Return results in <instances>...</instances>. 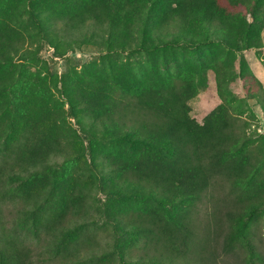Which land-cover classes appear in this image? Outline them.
I'll use <instances>...</instances> for the list:
<instances>
[{"label":"trees","instance_id":"trees-1","mask_svg":"<svg viewBox=\"0 0 264 264\" xmlns=\"http://www.w3.org/2000/svg\"><path fill=\"white\" fill-rule=\"evenodd\" d=\"M27 1L38 37L59 54L74 42L92 43L95 34L107 51L133 45L150 56L177 41L233 52L261 46L264 0ZM9 15V7L0 6V95L6 90L9 96H0V264H72L81 232L66 225L68 218L86 214L87 183L77 181L85 173L81 168L76 179H64L48 162L81 152L60 125L62 103L45 81L32 80L22 64L11 62L24 37ZM229 66L219 54L172 74H162L153 63L138 74L108 60L71 69L54 83L60 82L78 125L109 144L91 158L105 176L101 191L122 202H139L118 218L110 196L103 209L112 221L129 227L135 241L141 238L143 248H152L140 264H213L192 213L217 179L228 182L234 202L224 213L223 249H245L242 264L262 261L249 227L264 214V140L248 141L245 123L231 112L234 105L221 88ZM239 71L249 82L245 92L264 110L260 82L243 60ZM208 72L221 101L198 123L189 115L188 101L205 86ZM52 172L54 186L48 189L44 173ZM6 207L11 209L8 222L2 213ZM27 212L26 230L31 225L34 235L43 233L50 242L45 248L60 245L55 257L37 251L28 230L12 226L14 217Z\"/></svg>","mask_w":264,"mask_h":264},{"label":"rangeland","instance_id":"rangeland-1","mask_svg":"<svg viewBox=\"0 0 264 264\" xmlns=\"http://www.w3.org/2000/svg\"><path fill=\"white\" fill-rule=\"evenodd\" d=\"M27 4V0H0V6L9 7V16L14 20L15 26L22 32L24 37L22 48L10 55L11 62L17 65L22 64L32 80L37 78L45 81L54 99L62 103L60 125L70 134L69 141L76 144L81 152L78 156L65 158L64 160L60 156L53 157L49 160L48 165L56 174L62 173L64 179L68 177L76 179L75 171L82 168L85 174L82 175V178L79 176L77 181L86 182L88 187L86 214L76 220L68 218L66 225V228L76 227L81 232V249L77 255L78 258L73 260L72 264H140L141 260L153 253L152 248H143L141 238L135 241L129 230L130 228L118 223V221H112L103 209L106 197L110 196L111 199H115L113 209L115 211L119 209L117 211L119 214L116 215V218H118L121 214L131 211L128 209L136 206L139 202L133 200L122 202L121 197L105 194L101 191L100 181L105 176L103 172H99L100 168H94L91 158L93 155H98L100 149L109 147V144L92 138L87 127L78 125L77 120L71 116L68 106L60 94V82H57L56 87L54 83L62 73H66L71 69L78 71L92 62L101 63L102 61L106 64L110 60L128 65L138 74L144 72L153 63L162 74H172L185 66L198 64L211 56L220 54L223 61L230 62L229 70H227L228 74L221 81V88L230 103L234 105L231 112L235 113L239 120L245 123V135L248 141L264 140V110L255 98L249 97L245 92L244 88L249 86V82L241 77L239 71V62L243 60L264 89V25L260 32L261 46L242 52L224 50L216 45L197 48L187 47L180 41H177V44L173 46L162 47L152 56L147 52L133 50V45L130 49L107 51L103 41L95 34L90 37L92 43L77 41L72 43L69 49L59 54L55 53L50 46L38 37L35 25L27 10ZM89 36L90 33L87 34V38ZM26 51L29 53H25ZM254 89L256 88L253 86ZM0 96L3 99H8V91L5 90ZM259 96L263 100L262 96ZM220 101L217 81L213 78L211 72H208L205 86L188 101L189 115L200 123L203 117ZM2 140L3 136L0 137V143ZM90 143L93 144L90 145ZM121 144L126 143L122 142ZM62 167L65 169L64 171L59 170ZM53 172L51 174L44 173L48 189L54 186ZM231 198L232 193L228 190V182L224 179H217L209 187L202 201L196 205L192 213L198 237L207 238V252L212 253L213 264H242L245 257V249L243 248H236L230 252L222 247V239L227 229L224 213L230 211L234 205V202L230 200ZM10 212V207L2 209L4 222L12 219L10 218ZM29 218L28 212L20 214L18 217H14L15 225L12 226L26 230L25 227ZM120 219L125 220L127 217L121 216ZM249 229L251 239L262 258V261H255V263L264 264V214L256 216ZM27 230V236L32 238L31 245L37 251L42 252L44 255H50L52 258L55 257L60 245L51 243L52 247L45 248L46 243L50 242H48V239L46 241L44 234L39 232L34 235V228L31 225ZM178 260L181 261V259Z\"/></svg>","mask_w":264,"mask_h":264}]
</instances>
